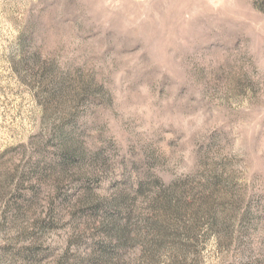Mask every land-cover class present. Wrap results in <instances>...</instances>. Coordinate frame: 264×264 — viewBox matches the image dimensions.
Returning a JSON list of instances; mask_svg holds the SVG:
<instances>
[{
    "label": "rangeland",
    "instance_id": "374dc122",
    "mask_svg": "<svg viewBox=\"0 0 264 264\" xmlns=\"http://www.w3.org/2000/svg\"><path fill=\"white\" fill-rule=\"evenodd\" d=\"M0 264H264V0H0Z\"/></svg>",
    "mask_w": 264,
    "mask_h": 264
}]
</instances>
